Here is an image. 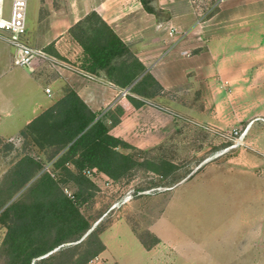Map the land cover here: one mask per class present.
I'll return each instance as SVG.
<instances>
[{
  "label": "crops",
  "instance_id": "0c3cea01",
  "mask_svg": "<svg viewBox=\"0 0 264 264\" xmlns=\"http://www.w3.org/2000/svg\"><path fill=\"white\" fill-rule=\"evenodd\" d=\"M30 1L35 12L30 21L27 18L26 41L71 68L58 74L42 63L31 72L15 63L12 46L0 42L2 139L20 136L26 125L69 90L76 91L98 117L110 124L111 134L140 150L179 140L182 122L172 111L225 124L228 119H249L246 117L263 109L257 104L247 108L255 112H244L246 108L241 105L244 98L259 92L264 81V70L254 69L264 61V23L260 22L264 17L259 16L257 1L248 2L249 8L242 0H227L199 37L204 39L202 46L197 39L188 38L171 49L173 38L168 26L184 31L196 23L198 8L188 1L152 0L149 5L153 12L146 9L143 0H29L28 7ZM91 12L111 26L145 68L135 81L137 89L125 96L122 91L129 87L110 80L105 70L93 73L81 65L84 47L76 33L88 27L84 20ZM184 50L190 54L184 55ZM123 60L124 56L118 62ZM46 88L51 89V96ZM5 114L12 117L10 130L3 122ZM222 164L238 166L236 175L252 181L248 209L242 215L252 229L238 234L240 241L234 246H240L234 250L237 256L232 257L225 255L228 250L222 248L221 238L216 244L206 242V204H210L206 188L201 196L173 194L197 173L206 172L211 165L221 169ZM260 167L254 154L241 153L222 163H204L179 183L155 195L128 201L122 213L100 233L105 248L88 264H257L264 234L256 225L253 228V222L259 221L253 213L258 192L253 179L258 178ZM143 211L149 218L142 221V226L151 236L142 235L135 224L134 218L141 217Z\"/></svg>",
  "mask_w": 264,
  "mask_h": 264
},
{
  "label": "trees",
  "instance_id": "16d2710c",
  "mask_svg": "<svg viewBox=\"0 0 264 264\" xmlns=\"http://www.w3.org/2000/svg\"><path fill=\"white\" fill-rule=\"evenodd\" d=\"M143 3L148 11H154L148 0ZM84 21L88 27L76 33L84 47L82 67L93 73L105 70L110 80L137 89L135 81L145 70L142 63L96 12ZM122 56L124 60L118 62ZM21 136L40 150L50 149L51 166L30 186V199L15 200L0 213V223L7 229L1 249L5 264H88L105 248L100 237L105 227H99L100 222L93 227L81 210V198L95 186L84 171L96 169L119 180L138 164L127 150L140 149L111 134L110 124L74 90L26 125ZM25 161L30 166L21 167L23 161L16 166L20 178L13 180L15 186L26 184L32 178L30 173L44 170L48 164L42 165L32 157ZM162 164L169 171L175 167L168 160ZM69 181L78 187L73 197L61 185ZM4 205L0 201V209Z\"/></svg>",
  "mask_w": 264,
  "mask_h": 264
},
{
  "label": "rangeland",
  "instance_id": "374dc122",
  "mask_svg": "<svg viewBox=\"0 0 264 264\" xmlns=\"http://www.w3.org/2000/svg\"><path fill=\"white\" fill-rule=\"evenodd\" d=\"M148 1L151 2L152 0ZM185 1L198 8V12L196 23L184 40L195 38L201 42L200 45L202 46L204 39L199 37L202 36L205 26L223 9L227 0ZM242 1L244 6L250 8V5L247 4L251 0ZM254 1H257L259 6V16L264 17V0ZM10 2L11 0H7V6L10 5ZM34 12L33 3L30 1L27 14L28 21L34 17ZM260 22L264 23V18L260 19ZM256 68L264 70V61L258 62L254 69ZM239 104L237 103V105ZM257 104L263 106V109L256 110L261 112L260 114L250 115L246 117L249 119L242 121L234 122L232 119H228L225 124L204 122L186 116L190 121L180 120L182 124L180 125V137L177 142L173 141L148 150H127L135 155L138 164L128 175L119 180H114L105 174L97 177L99 178L98 181L89 176L95 186L89 188L81 198L82 212L94 223L93 227L96 226L97 222H100L99 227H106L118 214L122 213V208L128 201L123 204L116 203L121 201L129 190H133L132 199L146 198L188 178L204 163H222L241 153L243 155L254 154L262 167L257 170L258 178L253 179L257 183V185H254L258 187L257 198H254L253 201V213L259 219L256 224L253 222V228L256 225L260 234H264V216L262 217L264 214V81L259 92L251 93L248 98H244L241 102L242 107L246 108L243 109L244 112H255L254 109L248 111L250 109L247 108L257 106ZM233 113L236 114V111L233 110ZM10 115H3V122L5 121L8 124V130L12 129V126H10L12 117ZM236 129L240 130L241 133L243 132L241 138L240 135L239 138H236ZM16 137H20L21 140L12 142L9 141L10 137L0 138V201L5 204L0 209V213L15 200L30 199L28 193L30 186L44 172L38 168L30 173L32 178L26 184L19 183V186H15L13 180L20 178V172L15 173L16 166L23 161L21 167L28 168L30 166L29 162L25 161L27 157H32L43 165L49 161L51 153L50 149L40 150L30 139H26L21 135ZM236 139L241 142L240 146L220 153L226 147L232 145ZM164 160L172 162L175 167L169 171L168 167L162 164ZM222 165L224 168L221 167V169L213 165L207 167L206 172L197 173L188 182H184L173 191V194L181 196L182 193H188L192 196H201L206 188V201L210 200V204H206V242L210 240L212 244H216L221 238L222 248L228 250L225 255L232 257L237 256L234 250L240 246V244L234 246L235 242L240 241L238 234L240 232H250L252 229L250 227L251 223L242 220L244 209H248V195L251 191L249 183H252V181L248 176L236 175L235 170L239 168L238 166ZM107 178L112 180V185L108 186L105 183ZM61 185L68 195L78 190L76 183L73 181ZM144 207L141 208L144 209ZM145 214L143 211L141 217L136 216L134 218L136 227L142 235L147 234L146 229L142 226V221L149 218ZM6 230V227L0 223V264H5V257L1 253V249ZM260 250L257 264H264V236L260 238Z\"/></svg>",
  "mask_w": 264,
  "mask_h": 264
},
{
  "label": "built area",
  "instance_id": "2783aa9c",
  "mask_svg": "<svg viewBox=\"0 0 264 264\" xmlns=\"http://www.w3.org/2000/svg\"><path fill=\"white\" fill-rule=\"evenodd\" d=\"M28 2L29 0H11L10 5L7 6V0H0V42H5L9 46H12L15 50L14 53V61L16 64L26 67L29 71L35 72L38 65L45 63L50 68L54 69L58 74H63L65 70L70 69L71 66L57 58L56 56L50 54L43 48H36L30 45L25 37L27 34L28 26H27V10H28ZM199 24V23H198ZM168 34L171 38H173L172 45L170 47L173 48L178 42L185 39L186 36L192 31V28L189 30L179 31L177 27L174 25H169ZM184 55H189L190 52L188 50H184L182 52ZM89 77H92L89 75ZM47 93L51 96L52 92L50 88H46ZM131 91V87L125 88L122 91V95L125 96L129 94ZM170 111V110H168ZM177 119L182 121H190L186 116L171 112ZM236 138L243 135L240 130H235ZM238 137V138H239ZM20 137H10L9 141L17 142L20 141ZM241 142L236 139L235 142L226 147L224 151L220 152L221 154L228 151L229 149L240 146ZM220 155V154H217ZM51 163L45 165L43 171L50 170ZM84 173L90 177L97 178L102 176L103 174L97 171L96 169H86ZM54 175V174H53ZM105 183L110 186L112 185V180L107 178ZM70 196L73 197L71 193ZM133 198V190H129L126 195L118 201L116 204L125 203ZM93 259L89 261L91 263Z\"/></svg>",
  "mask_w": 264,
  "mask_h": 264
},
{
  "label": "water",
  "instance_id": "95a60500",
  "mask_svg": "<svg viewBox=\"0 0 264 264\" xmlns=\"http://www.w3.org/2000/svg\"><path fill=\"white\" fill-rule=\"evenodd\" d=\"M97 223H98V222H97ZM97 223H96L95 225H97ZM56 249H57V248H56ZM56 249H55V250H56Z\"/></svg>",
  "mask_w": 264,
  "mask_h": 264
}]
</instances>
